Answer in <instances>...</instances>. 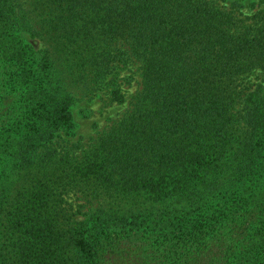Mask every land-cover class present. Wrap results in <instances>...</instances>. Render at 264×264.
Returning <instances> with one entry per match:
<instances>
[{
	"label": "trees",
	"instance_id": "obj_1",
	"mask_svg": "<svg viewBox=\"0 0 264 264\" xmlns=\"http://www.w3.org/2000/svg\"><path fill=\"white\" fill-rule=\"evenodd\" d=\"M29 5L0 0V264H264V0ZM135 76L120 120L57 146L72 87L121 103ZM75 190L104 207L72 222Z\"/></svg>",
	"mask_w": 264,
	"mask_h": 264
},
{
	"label": "rangeland",
	"instance_id": "obj_2",
	"mask_svg": "<svg viewBox=\"0 0 264 264\" xmlns=\"http://www.w3.org/2000/svg\"><path fill=\"white\" fill-rule=\"evenodd\" d=\"M24 8H31L29 2L31 0H20ZM26 42L34 50H40L45 45L42 40L24 35ZM125 70H121V74H124ZM252 81L258 82V78L251 77ZM134 77L131 85L126 86L123 81L120 82L123 90H126L125 99L121 103L109 101L104 89L96 90L94 93H84L81 88H78L77 84L71 79H68L66 83L72 87L73 104L70 107L72 120L74 122L73 132L69 136H61L55 140L58 141L57 146L69 150L73 154H77L81 149L93 144L99 134L104 132L108 127L120 120L126 109L129 106V94H132L136 87ZM65 195V201L67 206V212L70 220L78 221L88 216L96 208L104 207L105 200H93L89 197H82V194L78 191H70ZM243 225H238L234 229L235 235H241Z\"/></svg>",
	"mask_w": 264,
	"mask_h": 264
}]
</instances>
